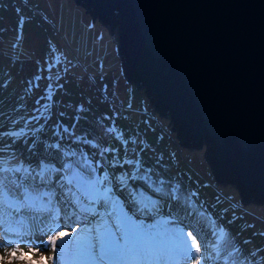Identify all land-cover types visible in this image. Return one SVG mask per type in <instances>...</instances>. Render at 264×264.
Listing matches in <instances>:
<instances>
[{"label":"rangeland","instance_id":"rangeland-1","mask_svg":"<svg viewBox=\"0 0 264 264\" xmlns=\"http://www.w3.org/2000/svg\"><path fill=\"white\" fill-rule=\"evenodd\" d=\"M116 43L115 29L92 21L72 0H0V169L21 168L0 172V179L19 181L30 168L35 180L25 184L35 196L31 185L59 193L61 177L67 186L73 176L95 179L107 172L100 187L101 195L109 189L108 210L122 208L148 226L167 219L156 209L167 214L168 193L177 190L179 203L196 213L192 223L199 221L200 238L214 243V264H264V204H242L232 184L214 183L203 145L177 144L167 117L157 116L141 89L122 77ZM104 149L114 151L101 156ZM96 161L102 166L90 171ZM66 163L71 167L65 170ZM71 187L83 199L75 180ZM5 211L11 209L0 206V231L8 227ZM37 213L43 214L38 206L14 217L18 235L8 237L11 247L0 244V264H52L50 247L28 242L39 243L37 229L44 225L34 219ZM180 219L188 223L183 214ZM20 235L24 242L16 243ZM59 261L73 264L67 248Z\"/></svg>","mask_w":264,"mask_h":264},{"label":"water","instance_id":"water-1","mask_svg":"<svg viewBox=\"0 0 264 264\" xmlns=\"http://www.w3.org/2000/svg\"><path fill=\"white\" fill-rule=\"evenodd\" d=\"M116 31L122 77L214 183L264 204V0H72Z\"/></svg>","mask_w":264,"mask_h":264},{"label":"snow or ice","instance_id":"snow-or-ice-1","mask_svg":"<svg viewBox=\"0 0 264 264\" xmlns=\"http://www.w3.org/2000/svg\"><path fill=\"white\" fill-rule=\"evenodd\" d=\"M110 150L104 149L101 156ZM116 159L114 156L113 166ZM136 163L139 164V161ZM101 166L100 161H96L90 171H95ZM70 167L71 165L67 163L63 166L65 170ZM0 172L14 174L21 172V168H4L0 169ZM23 172L25 175L19 181L14 175L12 178L4 176L0 179V206L7 205V208L11 209L4 212L8 227L0 231L2 245L11 247L13 242L8 237L18 235L14 231V225L17 224L14 217L31 214L38 206L43 214L37 213L34 219L44 226L37 229L36 239L39 243L32 238H29L28 242L44 251L50 247L52 256L48 257V260L52 264H57L59 254L66 248L72 254L73 264H214L219 259L212 251L214 243L200 238L197 232L200 227L199 221L196 224L192 223L196 213L190 204L179 203L177 190L169 192L167 197L169 201L175 202V207L173 203H168L167 214L162 213L161 208L156 209L157 215H167V219L157 220L155 224L148 226L137 222L122 208L119 211L108 210V201L105 197L109 189L104 187L101 195L100 187L108 180L107 172L103 178L95 179L73 176L68 179L67 186L63 182L64 177H61L57 184L61 190L59 193L55 189L42 191L31 185L32 191L39 193L35 196L29 191L30 186L25 184L26 180H35L33 170L24 168ZM137 173L139 168L135 169L134 178H138ZM74 180L79 185L83 199L73 193L71 185ZM165 183L162 179L159 181V191H165ZM98 206L104 209L103 214ZM181 214L188 220L187 224L185 220L180 219ZM68 228L71 230L63 231ZM185 228L189 230L185 231ZM24 239V236L20 235L16 243H22ZM9 254L14 256L15 251ZM59 264L64 262L59 261Z\"/></svg>","mask_w":264,"mask_h":264},{"label":"trees","instance_id":"trees-1","mask_svg":"<svg viewBox=\"0 0 264 264\" xmlns=\"http://www.w3.org/2000/svg\"><path fill=\"white\" fill-rule=\"evenodd\" d=\"M141 207H144V203L139 208H141Z\"/></svg>","mask_w":264,"mask_h":264}]
</instances>
